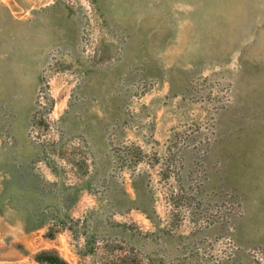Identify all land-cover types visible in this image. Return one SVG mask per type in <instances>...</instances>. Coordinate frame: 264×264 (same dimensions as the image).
Returning a JSON list of instances; mask_svg holds the SVG:
<instances>
[{
    "label": "rangeland",
    "instance_id": "374dc122",
    "mask_svg": "<svg viewBox=\"0 0 264 264\" xmlns=\"http://www.w3.org/2000/svg\"><path fill=\"white\" fill-rule=\"evenodd\" d=\"M264 264V0H0V264Z\"/></svg>",
    "mask_w": 264,
    "mask_h": 264
},
{
    "label": "trees",
    "instance_id": "16d2710c",
    "mask_svg": "<svg viewBox=\"0 0 264 264\" xmlns=\"http://www.w3.org/2000/svg\"><path fill=\"white\" fill-rule=\"evenodd\" d=\"M38 259L46 264H63L60 257L51 253H43L42 255L38 256Z\"/></svg>",
    "mask_w": 264,
    "mask_h": 264
}]
</instances>
